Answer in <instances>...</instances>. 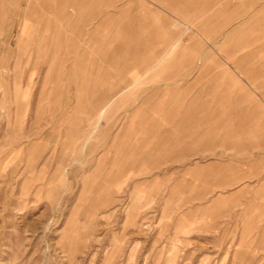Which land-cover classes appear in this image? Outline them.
Masks as SVG:
<instances>
[{
  "label": "rangeland",
  "instance_id": "1",
  "mask_svg": "<svg viewBox=\"0 0 264 264\" xmlns=\"http://www.w3.org/2000/svg\"><path fill=\"white\" fill-rule=\"evenodd\" d=\"M28 1L0 0V264H264V0L102 2L74 53Z\"/></svg>",
  "mask_w": 264,
  "mask_h": 264
},
{
  "label": "crops",
  "instance_id": "2",
  "mask_svg": "<svg viewBox=\"0 0 264 264\" xmlns=\"http://www.w3.org/2000/svg\"><path fill=\"white\" fill-rule=\"evenodd\" d=\"M33 1L36 2V0H32V1L29 0L27 3V8L25 12L26 16L32 10L36 11L34 9ZM117 1L119 0H114L113 2H117ZM176 1L178 0H173V3L175 4ZM179 1H180L179 3H182L183 8L190 9L189 11L205 12L208 10V6H211L210 10H214V11L223 10L224 11L225 9H228V8H224L222 6L227 7L228 5L230 6L228 10H232V11L239 10L238 0H228L225 3L221 2L222 0H179ZM52 2H53V6L50 7L51 9L49 10L50 11L49 14L51 16H54L55 18H60L63 22L62 23L63 25L56 24L54 26L55 28L57 27L56 30L54 29V31L56 32H53L54 35L51 36L53 37V39L49 42H46L47 41L46 35H48L47 32L49 31L48 25L51 22L50 21L51 19H49L48 14H47L46 17L42 19V24L43 25L47 24V25L43 27L44 29L42 31V34H40L38 37L39 38L38 44L58 45V44L70 43L72 53L75 52V44H76L77 37H80V35L87 34V32L84 30V27L92 19L91 16H93L98 5L102 4V2H104L107 5H112V1L110 0H70L69 1L70 10L64 11L63 0H52ZM120 8L121 6L119 5L118 10H121ZM262 8H264V4H258L257 9L255 10H259ZM7 10H9V7L7 8ZM105 17L106 18L108 17L107 14L103 16V19ZM33 28L34 27L32 25H29L28 22L22 23L21 31H22V34L24 35L25 40H27L28 38L30 39ZM87 36L85 38L86 45L84 46V49L82 50V55H81L82 57L84 56L83 54L85 53L87 54L89 52L88 44H89L90 38H88ZM159 62L160 61H156V63L152 65L151 68L156 67Z\"/></svg>",
  "mask_w": 264,
  "mask_h": 264
}]
</instances>
